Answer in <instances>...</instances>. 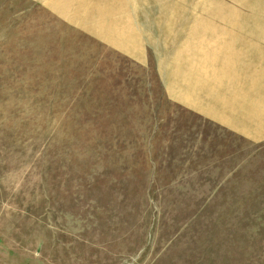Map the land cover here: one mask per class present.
<instances>
[{"label": "rangeland", "instance_id": "1", "mask_svg": "<svg viewBox=\"0 0 264 264\" xmlns=\"http://www.w3.org/2000/svg\"><path fill=\"white\" fill-rule=\"evenodd\" d=\"M0 264H264V0H0Z\"/></svg>", "mask_w": 264, "mask_h": 264}]
</instances>
